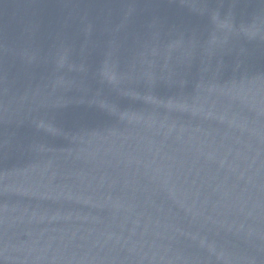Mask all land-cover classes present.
<instances>
[{"label": "water", "instance_id": "water-1", "mask_svg": "<svg viewBox=\"0 0 264 264\" xmlns=\"http://www.w3.org/2000/svg\"><path fill=\"white\" fill-rule=\"evenodd\" d=\"M0 264H264V0H0Z\"/></svg>", "mask_w": 264, "mask_h": 264}]
</instances>
